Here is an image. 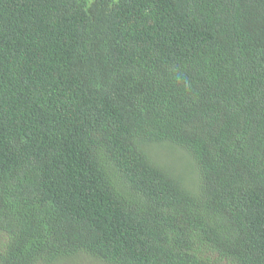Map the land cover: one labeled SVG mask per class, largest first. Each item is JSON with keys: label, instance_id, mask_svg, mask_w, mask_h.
<instances>
[{"label": "trees", "instance_id": "1", "mask_svg": "<svg viewBox=\"0 0 264 264\" xmlns=\"http://www.w3.org/2000/svg\"><path fill=\"white\" fill-rule=\"evenodd\" d=\"M73 259L264 264V0H0V264Z\"/></svg>", "mask_w": 264, "mask_h": 264}, {"label": "rangeland", "instance_id": "2", "mask_svg": "<svg viewBox=\"0 0 264 264\" xmlns=\"http://www.w3.org/2000/svg\"><path fill=\"white\" fill-rule=\"evenodd\" d=\"M167 155V154H166ZM81 261L79 260V259H76V260H74L73 259V264H79ZM72 263V261L71 260H63L62 262H60V263H58V262H54V263H52V264H71ZM100 264V263H99Z\"/></svg>", "mask_w": 264, "mask_h": 264}]
</instances>
